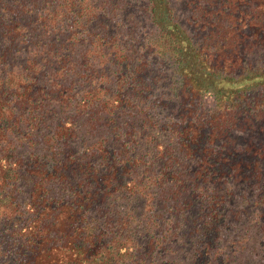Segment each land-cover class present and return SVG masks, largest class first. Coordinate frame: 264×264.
Segmentation results:
<instances>
[{"label":"trees","instance_id":"obj_1","mask_svg":"<svg viewBox=\"0 0 264 264\" xmlns=\"http://www.w3.org/2000/svg\"><path fill=\"white\" fill-rule=\"evenodd\" d=\"M93 4L0 0V264L250 256L247 227L264 237V158L236 156L252 148L237 120L264 114L251 99L264 66L243 56L239 26L223 27L235 7L200 41L168 0H148L146 38Z\"/></svg>","mask_w":264,"mask_h":264},{"label":"rangeland","instance_id":"obj_2","mask_svg":"<svg viewBox=\"0 0 264 264\" xmlns=\"http://www.w3.org/2000/svg\"><path fill=\"white\" fill-rule=\"evenodd\" d=\"M61 2V0H59ZM92 0H88L91 3ZM169 6L173 10V17L178 21L184 29L192 31L195 28L202 27V30L197 34H194L196 38L205 40L209 38V35L213 32L215 28V20L217 18V13L225 7L228 1H230V6L235 7V12L233 17L226 16V9L222 14V22L224 28H232L237 25L240 27L238 32L240 36L239 43L241 42L242 46H245L243 51V56H246L251 63L258 62L259 65L264 66V17L261 16L256 9V0H168ZM38 4V3H37ZM59 2L52 3L51 9L55 7ZM115 5V10H111V5ZM223 7L221 8V6ZM93 6L97 9H101V12H105L107 15L114 17H120L121 23L132 27L135 31V35H142L143 38H146V35L153 30L151 26L146 22L143 23V18L146 20V10L148 7V0H94ZM66 10L68 4L65 5ZM76 11H81V6L74 7ZM37 9V6L35 7ZM82 14V12H81ZM80 14V15H81ZM74 15V14H72ZM70 15V16H72ZM117 20L116 22H118ZM228 21V23H227ZM106 27L114 28V20L106 21ZM151 30V31H150ZM210 39V38H209ZM140 40L134 43V46L137 50V47L140 45ZM243 50V49H242ZM139 51V50H137ZM260 94L259 99L257 98V93L251 95V99L258 101L264 99V91L257 90ZM212 104L211 98L206 97L203 100V105L205 107H210ZM237 125L242 129L244 142L252 144L251 150H248L246 157L243 156L242 148L237 151V157L242 159L247 158L251 151L255 150L257 154H261L264 158V114H255L246 115V117H238ZM248 162V160H244ZM263 159L259 164L263 165ZM26 192V190H25ZM246 210V206L242 203H239ZM249 210V209H247ZM240 221L239 215L234 216L230 214L228 216V222L232 219ZM246 236H252L253 239L246 240L244 243V249L246 252L250 253V256H245L240 261L241 254H235L232 257L231 264H261V258H264V237L260 238V234L254 236V230L249 226L247 227ZM224 239V238H223ZM239 239V238H236ZM225 247L227 243L223 244ZM242 253V252H241ZM244 253V255H245ZM170 256L171 254H167ZM158 262L164 261L165 259L160 256L157 257Z\"/></svg>","mask_w":264,"mask_h":264}]
</instances>
